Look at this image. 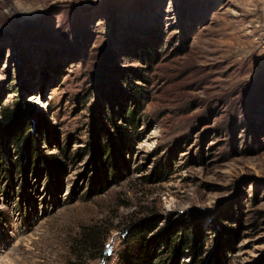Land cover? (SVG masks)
Instances as JSON below:
<instances>
[{
	"label": "rangeland",
	"instance_id": "1",
	"mask_svg": "<svg viewBox=\"0 0 264 264\" xmlns=\"http://www.w3.org/2000/svg\"><path fill=\"white\" fill-rule=\"evenodd\" d=\"M5 112L0 264H264V0H0Z\"/></svg>",
	"mask_w": 264,
	"mask_h": 264
},
{
	"label": "trees",
	"instance_id": "2",
	"mask_svg": "<svg viewBox=\"0 0 264 264\" xmlns=\"http://www.w3.org/2000/svg\"><path fill=\"white\" fill-rule=\"evenodd\" d=\"M128 113L131 117L134 116L133 110ZM25 120L27 119L19 118L15 116V114H13L12 112L4 113L3 119L0 120V162L3 163L2 151L4 149L11 150L12 147L11 145L14 146L17 145V147L20 148L21 146L23 147L25 145L24 148L26 149V147L29 145V143H26V141H24L23 138L25 136V132H27L28 129V124H27L28 122ZM24 142L26 144H24ZM99 144L100 145H98V148L104 149V151H106V155L111 156L113 154L115 148L112 145V142L108 141V143L105 142L103 145L101 142ZM150 230H151V226H149L148 224H142L140 227L135 228L134 233L140 236L139 239L143 245H145L144 242L146 238L145 236L149 233ZM105 239L106 238L104 237V235H101L99 229H92V230L84 231L81 234L80 244H82L81 246L85 249V252H88V256H89V253H92L93 251H97V252L103 251ZM185 239H186L185 237L184 238L182 237V239H177L176 237H170L169 235H167L163 239V242L167 245V248H171L173 256H176V254L179 253V251L182 252L183 250L188 249V251H190L192 254L191 258L193 262L196 264H202L203 261L201 257L202 252L198 250V246L196 243L197 237L192 236L189 233L188 239H191L192 241L190 240L186 241ZM183 242H185V244L182 246ZM83 256L84 254H81L80 259ZM97 257H99L98 254ZM176 260L178 261V259ZM142 262H144L145 264H149L146 263V261L144 260V256ZM210 264H221V263L218 260H215Z\"/></svg>",
	"mask_w": 264,
	"mask_h": 264
}]
</instances>
